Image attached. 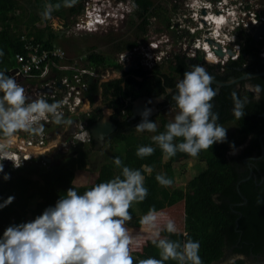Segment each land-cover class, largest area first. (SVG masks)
<instances>
[{"label": "clouds", "instance_id": "9594fccd", "mask_svg": "<svg viewBox=\"0 0 264 264\" xmlns=\"http://www.w3.org/2000/svg\"><path fill=\"white\" fill-rule=\"evenodd\" d=\"M195 1H197L196 6H198V0ZM199 1L200 6H204L208 0ZM222 2L223 4L215 6L214 11L215 14L223 18L222 27L219 30V33H222L218 34L217 29H213L206 42L217 47L214 52L219 48L222 49V45H225L226 51L222 50L224 52L222 58L215 54L217 58L225 60L227 63L221 66L219 65L220 61L216 62L213 57L207 58L205 50H201L202 52L196 50L203 54V57L214 65L213 67L218 66L219 68L226 67L231 61L240 58L244 42L241 47L240 42H238L240 40L239 36L242 37L248 27L244 26L241 21V9L237 6L238 0H222ZM76 3L77 0H61L56 4H46L41 15L45 20L50 19L53 10H58L62 6L70 8ZM82 5L80 13L84 14L85 23H82L81 28L76 31L89 33L97 31L99 26H116L118 21H124L125 17L132 15L135 10L133 2L127 0H84ZM244 8L248 10L249 5L246 4ZM203 9L200 8L201 11H204ZM215 14L211 15L215 16ZM200 20H202V17ZM247 22L249 21L247 20ZM89 23H93L95 27L90 28ZM202 23L203 27L199 31H203L205 23ZM254 27L257 26H251L253 29ZM155 32L156 30L150 25L147 33L141 36V39L137 41V45L132 50L120 54L129 53L138 48L137 52L142 55L143 52L140 49L145 48L148 44L149 51L152 41L158 42V48H155L152 53L159 54L164 51L167 46V43L164 42L165 36L155 37ZM221 34H223L225 40L219 38ZM212 37H217V41L219 39V45ZM262 37L264 36L260 37L262 41L260 42L264 44ZM209 40L214 41V43L210 44ZM142 42H145L144 47H142ZM238 44L240 48H236ZM58 49L54 46L51 50ZM228 51H232L233 55H230ZM263 51L264 45L259 52V57L262 59H264L261 55ZM3 55L4 52L0 50V57ZM234 55L236 56L235 59L232 58ZM85 62H87L86 58ZM56 63L70 66L68 70L59 71L54 69L52 71L50 77L56 80L59 87H61L60 81L65 76L71 78L76 71L85 70L84 67H80L79 60L68 59L67 57L62 61L57 59ZM73 70H75V73ZM54 71L56 73H53ZM57 74L60 75V78L57 77ZM85 75L87 88L84 91V99L90 101V107L87 111L77 115L63 116L61 111L62 101L49 103L42 97L30 100L24 87L16 82L14 76L0 71V153H6L10 150V140L17 132L23 131L29 134L43 135L45 133L44 126L51 128L53 123L60 126L59 134L64 133L63 136H66L69 128L66 126L67 129L65 130L66 127L60 124L75 122L79 127L78 131L71 130L73 131L72 142L74 144L89 143L91 140L90 130L84 127L81 121L82 116L91 113L96 107L103 106L104 102L101 95L95 97V103L100 100V105L92 104L91 100L85 96L89 86L97 82L93 80V76L88 72ZM213 83L214 77L208 73L204 66L200 64L192 65L191 70L186 71L183 78L176 84V93L172 98L175 101V107L179 111L174 120L166 125V130L157 132V124L149 119L152 109L145 107L141 112V122L135 127L136 131L157 132V135L152 136L151 139L162 150L165 159L175 156L177 152L196 157L202 150H208L214 144L225 143L227 141V128L218 123L219 114L213 111L214 104L212 101L217 94ZM249 87L255 89L259 100V93L264 89H261L258 84L249 85ZM37 92L52 93L53 89H39ZM148 103H151V101ZM243 108V102H240L237 98L233 109V114L237 119L245 115ZM105 109L111 110V113L114 112V110L104 107L103 114ZM49 118L52 120L51 123L45 125L41 123V121H46ZM81 126H83V129H81ZM53 133L55 134L54 131ZM57 148L58 145L53 146L48 153L39 157H47V154ZM230 148H234V145H230ZM154 152V147L143 145L138 147L136 155L143 158L151 156ZM5 159H7L6 156L0 158V160ZM113 163L116 167L122 169V178L116 176L107 182L98 183L83 194H78L74 188H70L67 190L66 196L61 197L54 207L45 209L33 221L9 226L4 231L3 236L0 237V264H134L131 248L142 237L139 234L133 235L132 230L127 227V223L132 220L130 213L132 204L143 202L148 195V189L145 187V176L140 169L124 166L119 157L114 158ZM14 166L19 167L15 164ZM151 170V168H147V171L150 172ZM3 171V165L0 164V173H3ZM3 179L7 181L10 176L5 174ZM155 179L161 186L167 187L173 183L172 179L163 174L156 175ZM13 199L14 197H8L3 204H0V208L10 205ZM182 201L173 207L182 203ZM170 209L157 211L153 207L141 217L140 224L151 233L152 238L148 237V244L150 247L156 246L159 249L160 259L153 257L140 259L138 264H165L169 260L177 261L178 264H203L201 257L205 258V252L202 251L199 255L200 248L204 249L203 242L196 237L192 238L191 234L186 238L183 232L187 229L186 222L183 226L182 223L176 225L173 219L167 218L163 211H169ZM184 215L186 220V205H184ZM161 218L166 221L163 228L157 223ZM181 237H184L183 243L176 240ZM198 240H200V243ZM227 249L224 247V256ZM219 262L217 261V263ZM227 262L220 264H227Z\"/></svg>", "mask_w": 264, "mask_h": 264}, {"label": "trees", "instance_id": "16d2710c", "mask_svg": "<svg viewBox=\"0 0 264 264\" xmlns=\"http://www.w3.org/2000/svg\"><path fill=\"white\" fill-rule=\"evenodd\" d=\"M83 1L77 0L76 5L70 8L62 6L58 10H53L52 14L73 22L71 19L80 14ZM132 1L135 7L136 21L138 20L139 23L138 33L139 36H143L147 33L149 25H151L149 19L155 16L153 12L154 0ZM20 2L27 3L30 6L33 5L34 8L39 10H44L46 4H56L61 2V0H0V50L4 52V55L0 57V71H4L8 75L18 67L17 56L26 57L29 54L26 49L27 45L38 46L40 55L42 51H50L55 46L50 36V29H48L49 33L43 29H36L26 35V37L21 36L20 26L24 16L17 14L22 10ZM174 8L176 9V6ZM29 16L32 17L31 20L33 19V22L37 20L36 15L32 16L29 14ZM136 45L137 41H132L128 44L121 43V45H118V50L119 52L129 51ZM260 50L256 45V41L249 37L244 42L243 55L236 61H231L227 64L226 70L217 76L223 82H234L231 85L222 87L221 91L216 92L217 94L212 101L214 104L213 111L219 114L218 123L227 128V131L233 130L235 126L238 129H242L241 131L246 132V134L243 135V139H241L239 144H242L246 138L248 144H246L241 154L229 160L228 172L231 179L227 184L220 186L217 189V193L213 195H219L218 205H216L217 207L214 206L216 213L205 223L207 226L203 232L195 229V223L198 219L197 214L195 215L193 212L189 201L186 203V228L189 229L188 232L203 242L205 258L213 259L214 257V261H206V264L223 259L224 247L231 249L234 246V254L246 257L245 260L238 259L229 264H247V260L251 256L256 258L264 257V157L260 160H249L252 164V175H250V168L244 162L246 157H260L262 154L261 141L264 144V135H262L264 134V91L259 93L260 98L258 100L255 89L250 88L247 83L251 85L258 84L261 89H264V76H254L253 79L249 78L251 80H238L244 74H247L248 70L254 73L264 72V59L259 57ZM187 59L185 56L176 54L169 65V74L163 73L160 65L155 66L151 70L139 68L136 71L125 73L126 78L115 79L102 84L94 82L85 92V96L91 100L92 104L95 103V97L99 95L103 97L104 102L103 106L96 107L91 113L82 116L81 121L87 130H90L95 123L102 119L104 107L115 110L118 113L117 115L124 109L128 115V118L123 117L122 120L117 115L113 117L118 129L111 139L114 142L127 144L123 154L124 157L121 158L123 165L133 169H140L145 176V187L148 189V195L143 202H134L130 208L132 220L129 222V226L134 229L143 228V225L140 224V219L147 214L150 208L155 207L157 211L172 208L184 199V192L182 189L170 191L166 186H161L156 181V175L163 174L161 166L151 165L152 173L147 172L145 168L146 157L140 158L136 155V152L139 146H154L155 143L152 141V137L147 134L136 138L134 141L130 140L129 135L135 132L136 129H131V125L134 122L129 121V115L132 112L130 111V106L125 107V104L129 98L133 100L143 97L152 99L165 94L168 88H176V84L183 78L184 73L188 71ZM86 61L95 68L107 67L111 63L114 64L112 59L110 63L105 56L95 52L88 54ZM49 64L50 62L48 61L47 65ZM245 66L248 67V70H240ZM117 68H121L120 65H117ZM44 69L45 66L39 71H34V77L31 81H28L30 85L36 86L44 82L41 79V73ZM73 71L75 73V70ZM53 73L56 72L54 71ZM169 75L172 77H169ZM57 77L60 78V75L57 74ZM170 97L173 100V96ZM237 98L244 104L245 115L240 119H237L233 114ZM159 121L161 125L168 123V119L164 117L160 118ZM233 124L235 126L228 128V126ZM160 130L157 131L159 132ZM89 143L90 149L88 153H80L82 159L73 165L72 168L58 164L63 157V155H60L52 163H47V168L38 169L28 165L18 171L4 170L3 173H0V204H3L8 197H14L11 203L13 207L8 205L0 208V237L3 236L4 231L9 226L27 223L25 220L28 212H31V221H33L45 209L54 207L61 197L66 196V192L70 188H74L78 194H83L98 183L107 182L116 176H121L122 178V169L116 167L113 163L114 159L108 156L101 159V151L95 150L93 140L91 139ZM87 156L88 158L93 157L89 161V165L96 176L91 185L77 187L74 184L75 170L73 168L88 166L83 165ZM99 160L104 162L99 163ZM5 174L10 176L7 181L3 179ZM30 176H37L43 182V186L36 193H31V190L36 186V181ZM237 185L240 191L237 189ZM36 195H39L42 201L36 203L31 210L32 201ZM243 197L246 198V203H244ZM211 203L212 205L216 204L214 202ZM199 223L202 224L201 219ZM176 240L183 243L184 237ZM147 253H150L153 258L160 255L156 246L147 248ZM200 253H202L201 250L199 255ZM132 257L134 264H138L140 259H146L139 255ZM202 259L203 257H201ZM202 262L205 264L204 261ZM166 264H178V262L169 260Z\"/></svg>", "mask_w": 264, "mask_h": 264}, {"label": "rangeland", "instance_id": "374dc122", "mask_svg": "<svg viewBox=\"0 0 264 264\" xmlns=\"http://www.w3.org/2000/svg\"><path fill=\"white\" fill-rule=\"evenodd\" d=\"M129 1H131L132 3V0ZM259 1L260 0H245V3L249 5V11L256 9V7H259L258 9L260 10L261 8L263 9V6L258 5ZM199 2L200 1L198 0V6H196L197 1L195 0H154L153 12L155 13V16L154 18L149 19L152 28L156 30L154 36H166L167 31L165 22L168 19L171 24H176L178 26V30H182L183 33L186 32L187 39L192 37L190 29H195L196 34L192 37L195 43H197V40L199 39L202 40V36H211L209 32L215 29V26H213L212 24L205 23L203 31H199L201 27L199 21L202 17V15H200L201 13L199 8ZM221 3L223 4L222 0H208L206 3L209 7L207 13H211L214 15L215 6L221 5ZM20 5L22 6V10L20 13L17 14H21V16H24L22 24L20 26L21 36L26 37V35L31 32H34L36 29H43L47 32L48 29H50V36L53 39V43L55 44V46L58 47L61 52L65 53L68 59L79 60L80 67H84L86 69H92L95 71V68H93L92 66L89 67V64L85 62V58L88 54L95 52L101 55H105V58H107V60L111 63V59H117V55L122 53L119 52L118 45H121V43L128 44L132 41H139L142 36H139V33H137L138 20L136 21L134 17H131V15L125 17L124 21H118L116 26H99L97 31L89 33L76 31L75 29H73L74 25H70L74 21L82 23V21L85 20L83 13H80L79 15L72 18L71 20L73 22H69L63 18L55 16L54 14H51L50 19L45 20L41 15L44 10H39L37 8H34L33 5L30 6L29 4H25L23 2H20ZM174 6H176V9L174 8ZM29 14H31L32 16L36 15L37 20H34L33 22V19L31 20L32 17H30ZM205 14L206 13H204V17ZM251 26L252 25L249 24L246 29V32L242 34V37L239 36L240 40L238 42H240L241 47L243 46V42H245L249 37L251 38V35L254 33L251 32V30H253ZM89 27L93 28L92 26ZM220 39L225 40L223 38V34H221ZM255 41L258 48L261 49L263 46V44L261 43L262 41L260 39ZM144 44L145 42L142 44V47H144ZM188 47H192V50H194L193 43H190V46ZM140 51L143 52V54L141 55L140 52H137L133 60L138 61L139 64L142 65L143 62H145L143 60V57H145V53L148 51V47H145L143 49L141 48ZM203 56V54L199 53V57ZM201 61L204 62L203 59H201ZM224 62L227 63L225 60ZM170 64L171 62L166 59L159 63L161 71L163 73H168L170 71ZM203 65H206V63H203ZM219 65L223 66L222 62ZM114 68L115 65L113 63L109 64L107 67H101V70L99 72L100 79L103 78V80L108 81L119 78L120 74L117 73ZM142 103H146V101L139 99L134 104L137 107ZM158 103V100H151L150 105L152 106L150 108L152 109V112L155 110V107ZM100 104V100H97L95 103V105ZM110 111L108 109L104 110V115L106 116V119L109 118L111 113ZM178 111L179 110L176 109H170L166 111L163 117L165 119H168V123H170L174 120V117L178 113ZM159 120L160 119L158 118L156 121L158 123L157 130L161 129L160 132H163L166 130V125L168 123L161 125V122ZM233 126L235 125H230L228 126V128H231ZM56 129L59 130L60 126L56 123H53V125H51V128L45 127L44 131L47 136H51L48 137L49 145H58L57 149L47 154V157L50 158V162L44 161L42 158L39 157L33 159L30 163H28V165H32L38 169L47 168V163H52L54 154L64 153L62 160L58 162V164L60 163L61 165H64L66 167L69 166L70 168H72L73 165H75L80 159H82V157H80V153H88L90 149V143H77L76 145L78 147L72 146L66 142V136H63L64 133L59 134L57 132L56 135L53 133V131H55ZM239 129L237 126H235L233 130L227 131V141L225 143L214 144L212 148L208 150H202L196 157H191L186 153L177 152L175 156L165 159L164 153L158 147V145L155 144L154 146H152L155 148V152L151 156L146 157V170L147 168H150L151 165L161 166L163 175L172 179L173 181L172 185L167 186V188L170 191L182 189L184 192V199L182 203L171 208L169 211H163L167 218H171L175 221L176 225L182 223L183 226V224L186 222L184 215V205H186L188 201L192 206L193 212L195 213V215L197 214L198 217L197 222L195 223L196 230H201V232H203V230H205L204 228L207 226V224L205 223L208 222L209 218L212 217V215H215V205H212L211 203L213 202L212 196L217 193V189L220 186H223L224 184H227L230 181L231 177L230 173L228 172V162L233 157H237L239 154H241L244 150L245 145L248 142L246 138L242 144H239L241 139H243V135L246 134V132L241 131L242 129ZM157 132L151 133L147 131H135L130 134L129 137L131 141H134L136 138L143 137L145 134L152 137L154 135H157ZM23 134H25L26 136H34V134H28L27 132H24ZM68 145L69 150L67 149ZM230 145H234V148H230ZM126 147L127 144L125 143L121 144L118 142H114V140H111L97 151H101V159L106 156L112 159L116 157H119L121 159L124 157L123 154ZM91 158L93 157L88 158L87 156L85 158V161L83 162V165L88 166H85L83 168L76 167V169L75 167L73 168L75 170L74 184L77 187L89 186L94 182L96 175L95 172L92 171L91 166L89 165V161L91 160ZM102 162L104 161L99 160V163ZM149 173H152V170ZM30 177H33L36 181V186L31 190V193H36L39 191L40 187L43 186V182L37 176ZM41 201L42 199L39 197V195H36L34 200L32 201L33 204L30 209L32 210L33 207H35L36 203ZM9 206L12 205L10 204ZM31 218L32 214L31 212H28L25 221L29 222L31 221ZM200 219L202 220V224L199 223ZM165 222V219L161 218L160 220H158L157 223L161 228H163ZM127 227L132 230L133 235L139 234L142 237L138 241V243L132 246L131 255H139L146 259L151 257L150 253H147V248L150 247V245L148 244V237L152 238L150 231L147 230L144 226L142 229L139 230L134 229L133 227L129 226V222L127 223ZM188 230L189 229H186V232L183 231L186 238L190 236V233L187 232ZM193 237L195 236H193L192 234V238ZM198 242L200 243V240H198ZM200 250L203 251V248H200ZM233 258V256L227 253L224 256V259L221 258V260H219L220 262L218 261L219 263L214 262L210 264L226 263L227 261L229 263L234 260ZM156 259H160V255L159 257H156ZM213 259L203 257L202 261H204L206 264V261L212 262L214 261ZM166 263L167 261L165 262V264ZM248 264H264V257L255 259L253 258Z\"/></svg>", "mask_w": 264, "mask_h": 264}, {"label": "built area", "instance_id": "2783aa9c", "mask_svg": "<svg viewBox=\"0 0 264 264\" xmlns=\"http://www.w3.org/2000/svg\"><path fill=\"white\" fill-rule=\"evenodd\" d=\"M258 5L263 6V9H256L249 11L245 10V0H238L237 6L241 9L242 23L244 26H249V24L253 26H258L264 23V0H260ZM205 8H208V5H204ZM237 7V8H238ZM239 9V8H238ZM213 16V15H212ZM207 17V16H206ZM247 20L249 22H247ZM209 22V21H208ZM203 27V25L201 26ZM200 27V28H201ZM77 28H81V25H78ZM192 36L196 34L195 29H190ZM202 40H197V43L191 38L183 39L181 46L183 49H187L190 46V43H193L194 51L205 50L207 58H216V54L214 49H217L214 45H209L206 42L208 36H202ZM264 40V37H262ZM164 42L167 43V46L164 51H161L159 54L152 53L155 48H158V42L152 41L149 47V51L145 53V57H143V65L146 68L152 69L158 63H161L163 60L168 59V55L170 54L169 48V38L167 36L164 37ZM224 44V43H223ZM264 45V44H263ZM222 50L226 51V46L222 45ZM240 48L238 44L236 48ZM26 49L29 51V54L26 57L17 56L18 67L14 69L10 76H14L16 78V82L21 84L24 89L26 95L29 99H35L36 97H42L46 99L49 103H54L56 101H62L63 105L61 111L64 116L77 115L81 112H85L90 107V101L84 99V91L87 88V83L84 79V75L87 71H76V73L70 78L65 76L60 82L61 87L58 86L56 80L49 79L52 71L54 69L57 70H68L70 66L62 65L61 63H56V60L60 61L66 59V54L58 50H50V51H42L41 55L39 54V47L27 45ZM138 48H135L134 51L117 55V60L120 62H124L128 60L130 57L138 51ZM192 50V48H191ZM202 52V51H201ZM264 57V51L261 54ZM232 58H236L234 55ZM216 62L220 61L224 65V60L217 58ZM50 62L47 65V62ZM43 66L45 69L42 71L41 79L44 80L42 84H37L36 86L30 85L28 81H31L34 77V71H39ZM39 89H53L52 93H41L37 92ZM52 120L49 118L46 121H41L43 125L51 123ZM83 129V126H81ZM23 131L17 132L10 140V150L6 153H0V158L6 156L7 159L0 160V164L3 165L5 170V165L8 163L9 166L7 170L10 171H18L28 165L33 159L48 153L52 149V145L48 143V137L44 133L43 135H29L26 136L23 134ZM29 134V133H28ZM85 134V133H84ZM83 135V134H82ZM50 147V148H48ZM17 165L19 167L14 166Z\"/></svg>", "mask_w": 264, "mask_h": 264}, {"label": "flooded vegetation", "instance_id": "af4514ba", "mask_svg": "<svg viewBox=\"0 0 264 264\" xmlns=\"http://www.w3.org/2000/svg\"><path fill=\"white\" fill-rule=\"evenodd\" d=\"M128 2H131V1H129V0H127ZM133 2V1H132ZM206 3V2H205ZM188 5V4H187ZM133 7H134V4H133ZM199 7H202V6H199ZM135 8V7H134ZM200 15H202V18L204 17V14H202V11L200 10ZM131 17H134L135 18V20H136V17H135V13H134V11H133V13H132V15H131ZM150 21V20H149ZM98 22V21H97ZM82 23H85V20H83L82 21ZM82 23H80V22H76V21H74L72 24H70L71 26L72 25H74L73 26V29H75V30H77L78 28H77V26L78 25H81ZM150 23V22H149ZM199 23H200V25H202L203 23H202V21L200 20L199 21ZM139 24V23H138ZM151 24V23H150ZM165 24H166V36L169 38V48H170V54L168 55V61L169 62H171L173 59H174V57H175V55L176 54H178V55H182V56H185V57H187L188 59H187V63H188V71L189 70H191V66L192 65H196V64H200V65H202V66H204L205 68H206V70L208 71V73L210 74V75H212L213 77H214V80L215 81H217V82H220V83H222V84H225V85H220V84H217V83H213V87H214V89L216 90V92H219V91H221V88L222 87H225V86H228V85H231V84H233L234 82H223V81H221L220 79H218L217 78V76L220 74L221 75V71H225L226 70V67L224 66V67H221V68H219L218 66H215V67H213L214 65H212V64H210L209 62V60L207 59V58H205V57H199V52H197V51H193L192 52V50H191V48L192 47H188L187 49H183V47L181 46V44H182V40L183 39H187L186 37H187V34H186V32L185 33H183V31L182 30H178L177 29V25L176 24H171L170 22H169V19L168 20H166V22H165ZM82 26V25H81ZM92 27H95V26H93V25H91ZM137 28H138V25H137ZM148 28H150V25H149V27ZM75 30H73V31H75ZM138 30V29H137ZM139 31H137V33H138ZM210 34L212 33V31H210L209 32ZM194 36V35H193ZM192 36V37H193ZM207 39H209V37L207 38ZM206 39V40H207ZM148 43V42H147ZM148 44H146V47H148L147 46ZM243 54L241 53L240 54V57L242 56ZM103 56H105V55H103ZM134 59V57H130L128 60H126V61H124V62H120V60H118L117 61V59H115V60H113L114 61V65H115V71L117 70V69H121V70H124V72H123V74H120V77L119 78H117V79H122V78H126V76H125V73H130V72H132V71H136V70H138L139 68H143V69H145V67H144V65L142 64H139V62L138 61H135V60H133ZM201 59H203L204 60V62H202L201 61ZM116 62V63H115ZM203 63H206V65H203ZM210 64V65H209ZM117 65H120V67L121 68H117ZM89 67H91V65H89ZM126 67H129V70L128 71H125V68ZM93 68H95L94 66H93ZM85 70L89 73V74H91L92 76H93V80L94 81H97V82H100V83H104V82H107V81H105V80H103V78L102 79H100V75H99V72H100V70H101V67H99V68H95V71L94 70H92V69H86L85 68ZM148 70V69H147ZM240 70H248V67H243V68H241ZM259 73H263V72H259ZM259 73H254V72H251V71H249L248 70V73L247 74H244L243 75V77L242 78H244V79H249V78H251V79H253V77L254 76H262V75H258ZM167 74H169V73H167ZM174 74L176 75V73L174 72ZM254 74H257V75H254ZM248 75H254V76H251V77H248V78H245L246 76H248ZM169 77H172V76H170L169 75ZM241 78V79H242ZM251 79H249V80H251ZM113 80H115V79H113ZM248 80V81H249ZM108 81H111V80H108ZM236 83V82H235ZM247 85H251V84H249V83H247ZM176 93V88H168L167 90H166V93L165 94H162V95H160V96H158V97H156V98H152V99H147V98H145V97H143V98H138V99H135V100H133L132 98H129V99H127V101H126V104H125V107H128V106H130V111L132 112L130 115H129V121L131 120V121H133L134 123L131 125V129H135V127H136V125L137 124H139L140 122H141V112L145 109V107L144 106H148V108H150L152 105H150V103H148L149 101H151V100H158L159 101V103L156 105V107H155V110L151 113V115H150V117H149V119L151 120V121H154L156 124H157V126H158V123L156 122L157 121V119L159 118H162L163 117V115L166 113V111H168V110H170V109H176V110H178V108H176L175 107V101L174 100H171V97L170 96H173L174 94ZM256 97H257V93H256ZM139 99H142V100H144V101H146V103H142V104H140V105H138L137 107L135 106V102L136 101H138ZM118 113L114 110V112H112L111 114H110V116H109V118H107V120L108 121H113V117L114 116H116ZM117 117L120 119V120H122V118L123 117H125V118H128V115H127V113H126V110H124V109H122L121 111H120V114L119 115H117ZM106 118V116L103 114V117H102V119H105ZM101 119V120H102ZM133 119V120H132ZM100 120V121H101ZM72 122V121H71ZM114 122V121H113ZM115 123V122H114ZM61 126H67L69 129H67V132H66V142H68L70 145H72V146H77L76 144H74L72 141H73V137H72V133H71V130H75V131H78V124H76L75 122H72L71 124H60ZM117 126V125H116ZM121 128V127H120ZM117 129H118V126H117ZM117 129L115 130V132L117 131ZM114 132V133H115ZM113 133V134H114ZM113 134H111L108 138H106V143H105V145L109 142V141H111L112 139H111V137L113 136ZM262 135H264V134H262ZM89 136H90V138L93 140V142L95 143V141H94V139H93V137H92V135L90 134V132H89ZM91 141V140H90ZM246 147V146H245ZM245 147H244V149H245ZM95 148H96V143H95ZM67 149L69 150V145H68V147H67ZM96 150V149H95ZM60 155H64V153H56V154H54V158H53V161L58 157V156H60ZM255 158V157H254ZM254 158H252V157H246L245 159H244V162L248 165V167L250 168V175H252V173H253V171H252V164L249 162V160L250 159H254ZM249 179V178H248ZM240 183V182H239ZM239 185V184H238ZM237 185V189H238V186ZM218 198H219V195L218 194H216V197L215 196H213V202L214 203H216V204H214L215 205V207H217L216 205H218ZM244 202H245V200H244ZM234 250H235V247L233 246L231 249H227V250H225V254H229V255H231V256H233V257H235V255H238V254H234ZM244 257V256H243ZM255 256H251L248 260H247V262L249 263L250 261H251V259H253ZM246 258V257H245ZM247 263V264H248Z\"/></svg>", "mask_w": 264, "mask_h": 264}, {"label": "water", "instance_id": "95a60500", "mask_svg": "<svg viewBox=\"0 0 264 264\" xmlns=\"http://www.w3.org/2000/svg\"><path fill=\"white\" fill-rule=\"evenodd\" d=\"M202 13L204 14L205 11H202ZM254 32L251 36L254 40H259L261 36H264V24L262 25H259L257 27H254L253 31ZM210 44L214 43V41L212 40H209L208 41ZM220 58H222L224 56V52L222 51L221 48H219L218 50H216L215 52ZM228 53L230 55H233V52L232 51H228ZM129 70V67H126L125 68V71H128ZM117 73L119 74H123L124 70H121V69H117L116 70ZM254 75H257V74H254ZM254 75H248L246 76L245 78H248V77H251V76H254ZM258 75H262L264 76V72L263 73H259ZM244 79V78H242ZM240 79V80H242ZM215 83L217 84H220V85H225V84H222L220 82H217L214 80ZM144 107H148V106H144ZM264 116V115H263ZM117 129V126L116 124L113 122V121H108L106 118L105 119H102L101 121L95 123L91 129H90V133L96 143V150H99L101 147H103L106 143V138H108L111 134H113L115 132V130ZM261 156L260 157H255L254 160H260L262 157H264V144L262 143L261 141ZM42 159L44 161H49L50 162V158L46 157V156H42ZM9 164L7 163L5 165V169L8 168ZM238 190L240 191L239 187H238ZM243 199L245 200L244 203L247 202L246 198L243 197ZM256 257H254L255 259ZM234 260H232L231 262H234L235 260L237 259H240V260H245V257H241L239 255H235V257L233 258ZM229 262V263H231ZM228 263V262H227ZM228 263V264H229Z\"/></svg>", "mask_w": 264, "mask_h": 264}, {"label": "bare ground", "instance_id": "6f19581e", "mask_svg": "<svg viewBox=\"0 0 264 264\" xmlns=\"http://www.w3.org/2000/svg\"><path fill=\"white\" fill-rule=\"evenodd\" d=\"M199 8H204L203 10L205 11V17H203L202 18V22H204V23H207L208 21H209V24H212L213 26H215V29H217V31H218V34H220L219 33V30L221 29V23L223 22V18L222 17H220L218 14H215V16H212L211 14H209V13H207V11H208V8H205L204 6H202V7H199ZM207 16V17H206ZM91 25H93V23H89V25L88 26H91ZM253 30H251V32H252ZM217 34V35H218ZM219 38H220V35H219ZM212 39L216 42V44L217 45H219V39H218V41H217V37H212ZM221 41V40H220ZM215 61L216 60H218L217 59V57L216 58H213Z\"/></svg>", "mask_w": 264, "mask_h": 264}, {"label": "crops", "instance_id": "0c3cea01", "mask_svg": "<svg viewBox=\"0 0 264 264\" xmlns=\"http://www.w3.org/2000/svg\"><path fill=\"white\" fill-rule=\"evenodd\" d=\"M67 129V127L65 128V130ZM55 135H56V133L58 132L59 133V130L58 129H56L55 131ZM73 131H71V133H72Z\"/></svg>", "mask_w": 264, "mask_h": 264}]
</instances>
